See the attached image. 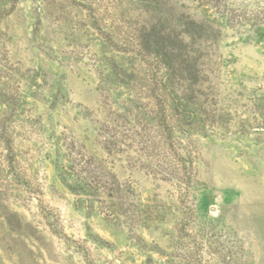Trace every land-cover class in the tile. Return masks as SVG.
Returning <instances> with one entry per match:
<instances>
[{
    "label": "rangeland",
    "instance_id": "1",
    "mask_svg": "<svg viewBox=\"0 0 264 264\" xmlns=\"http://www.w3.org/2000/svg\"><path fill=\"white\" fill-rule=\"evenodd\" d=\"M0 264H264V0H0Z\"/></svg>",
    "mask_w": 264,
    "mask_h": 264
},
{
    "label": "trees",
    "instance_id": "2",
    "mask_svg": "<svg viewBox=\"0 0 264 264\" xmlns=\"http://www.w3.org/2000/svg\"><path fill=\"white\" fill-rule=\"evenodd\" d=\"M89 159L80 158L79 160H71L68 166H62L66 175H69L73 180V185L70 187L75 194H84L87 197L85 201H90V199H97L99 197V192L107 193V196L111 199H126V196L117 192V189L106 188L102 186L99 180L95 179L92 175H89ZM115 188V187H114ZM106 189V190H99ZM80 198H77V201H80ZM104 202V200H102Z\"/></svg>",
    "mask_w": 264,
    "mask_h": 264
}]
</instances>
